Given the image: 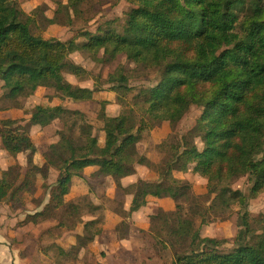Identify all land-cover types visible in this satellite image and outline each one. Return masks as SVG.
<instances>
[{
    "label": "trees",
    "instance_id": "1",
    "mask_svg": "<svg viewBox=\"0 0 264 264\" xmlns=\"http://www.w3.org/2000/svg\"><path fill=\"white\" fill-rule=\"evenodd\" d=\"M56 1L63 4L69 26L78 0ZM122 1L130 6L123 25L115 19L106 21L95 34L84 29L75 32L82 39L78 43L74 39L78 50L95 64L106 66L124 59L102 82L100 74L68 59L67 42L33 35L34 16L26 14L18 0H0V110L31 115L25 125L0 120V151L10 163L0 179V205L10 203L13 210L28 212L43 207L26 215L27 226L50 221L66 205L74 176L88 168L122 178L136 176L137 166L150 159L153 146L146 144L151 122L178 123L196 107L203 148L191 135L174 139L161 181H140L137 195L194 205L187 196L189 186L174 190L169 182L174 181V171L202 177L215 200L230 216H237L238 234L234 238L204 236L203 221L181 236L179 222L163 210L158 214L162 224L151 232L173 246L185 244L172 264H264V212L251 213V202L264 193V0ZM6 4H10L8 10ZM156 70L161 71L156 85L142 80ZM69 75L81 81L93 79L94 88L73 85ZM134 77L141 87L131 86ZM104 85L128 100V115L107 116L99 122L80 110L33 102L40 89L53 90L61 100L83 102L88 93L97 94ZM56 120L61 125L50 149L63 167L53 179L51 174V183L45 181L39 198L23 204L22 195L42 170L30 132H41ZM20 155L23 165L17 161ZM244 177V188L234 189ZM104 194L101 186L95 187L94 210L102 208ZM192 209L201 216V209ZM136 210L133 205L127 217ZM103 218L93 219L87 227L95 230ZM104 232L103 227L95 230L96 235ZM40 238L46 242L45 251L57 246L49 231ZM81 248L74 246L67 254ZM60 252L66 255L61 248ZM48 264L54 263L49 260Z\"/></svg>",
    "mask_w": 264,
    "mask_h": 264
},
{
    "label": "rangeland",
    "instance_id": "2",
    "mask_svg": "<svg viewBox=\"0 0 264 264\" xmlns=\"http://www.w3.org/2000/svg\"><path fill=\"white\" fill-rule=\"evenodd\" d=\"M38 1L41 5L30 0L23 1L24 5L28 8L27 13L23 8L21 1L18 0L21 9L26 14L34 16V24L30 29L33 35L46 37L47 39L55 38L67 42L69 44L67 52L68 59H71L74 63L76 62L75 64L79 63L80 66L85 67L95 75L100 74L102 82L109 79V74L114 72L118 66L124 64V59H122L111 65H97L86 54L78 50L74 39L77 43L82 41V39L76 35V31L84 29L89 33L95 34L97 29L105 26L106 21L120 19L122 22H119L123 25L126 21V12L130 9V6L126 2L122 0H100V2L97 3L98 0H78L72 9L73 18L71 24L68 26L67 16L65 15L62 3H58L56 0ZM243 1L250 3L258 0ZM4 8L8 10L10 8V4L4 5ZM160 79V70L151 72L147 77H142V80L145 83L149 81V84L153 86L156 85ZM136 80L137 78L134 77L131 82V86L141 87L142 82H137ZM68 81L73 85L81 86L89 91L94 88L95 84L93 79L81 81L70 75L68 76ZM2 86L3 82H0V93L2 92ZM33 102L34 104L47 108L64 106L70 110H80L89 114L92 118L99 122L107 116L128 115L130 112L128 100L111 91L107 85L102 86L100 92L97 94L88 93L86 100L83 102H74L72 100H61L59 98H55L54 91L51 89H40L33 97ZM3 107L4 106L2 105L1 109ZM9 111L12 112L10 113ZM199 112V109L192 107L187 116L178 123L163 122L159 124L158 122L152 121L148 138L150 142L146 144V146H150L151 144L153 146L149 155L150 159L145 164L138 166H144L150 171L157 172L159 175L158 181H161L160 174L162 167L168 156L170 143L174 139H179L183 135H191L197 147L202 149L204 146L202 142L203 129L196 126V117ZM8 114L10 115L5 116ZM30 117L31 115L26 114L23 110H0V120H18L25 125L30 120ZM60 125L61 122L58 120L54 125L49 124L44 127L41 132H30L31 137L38 148V153L39 148L42 150H50L53 157L59 160L51 151L50 145L52 143L53 135ZM44 130L46 131V138L40 137V134ZM20 156L22 159H19ZM20 156H18L17 161L19 164L23 165L24 156ZM9 165L10 163L8 158L0 151V179L3 177V173L10 168ZM83 173L84 171L73 177L74 183L72 184L70 194L66 197V205L62 209H65L67 213H74L77 211L78 207L74 204H70L69 201L75 192L87 193L85 190H82V187L89 186L88 194L91 197L92 212L86 217L76 216L74 221L82 222V225L86 224L85 228L91 230L94 236L101 237L100 235L95 234V230L100 229V227H103L104 231L111 233L112 236H106L105 232L102 233L104 234L102 235L104 238L98 237L99 240L96 242L99 246H101V248L96 251L88 249L87 251H84V255L80 257L82 250L86 249L81 248L79 250L70 251L72 254L68 255V250L74 246H80L72 245L70 247L63 248L58 242L59 237H56L53 233L55 213L62 209L54 212L50 221L42 222L37 226H27L24 223L26 215L35 214L33 211H30L31 213H28L26 210L23 211L22 209L16 211L12 209L10 203H3L0 205V218L5 216V213H2V211L5 210L3 206L8 207L14 214L18 212L23 213V215L18 218V221L16 220L14 223V229L17 235L15 240H11V249L14 250L15 253L10 250V255L6 251V253L14 260L11 264H48L49 260H51L54 264H120L119 259L115 256L117 251L116 245L118 242H121L122 245H132L127 254L129 262L125 264H172L176 252L179 254L182 253V249L185 248V244L183 246L182 244L173 246L168 243L166 239L156 237V234L151 232L152 227L160 226L162 224V221L158 217L161 210L168 212L172 219L179 222L181 236L188 234L193 227H198L203 221L204 226L202 228L204 236L213 238H234L238 234L239 224L237 216H230L228 209L215 200L214 194L210 193L207 180L202 177L186 175L183 172L174 171V181L169 182L172 185L171 188L174 190L189 186L187 196L194 205H177L172 199H159V201L158 199H144L140 195H137L139 182L143 181L141 178H137L136 176L134 178L136 181L130 185H127L124 181H122L121 183L124 185L125 190H120L116 193L115 201L125 205L127 207V212L122 214L123 217L121 221H116L112 224L113 226H111L107 225L105 207L102 204L101 209L94 210L91 196V194L95 193V187L101 186V189L106 192L107 184L104 183L99 186H94L95 177L93 171L90 170V172L86 175H83ZM246 181V177L239 179L234 184L233 188L242 190ZM49 183H51V180ZM169 183H165V185L169 186ZM35 191L36 190L34 188L28 193H34ZM23 195L21 197V202L23 204H27L23 202ZM111 203L116 206L114 201H111ZM133 205L137 207L135 213L138 212V216L134 217V215H132L131 218H128V212ZM192 207H194V209H201V216L195 214ZM30 208H32V206ZM39 208L43 209V207ZM39 208H36V211L39 210ZM262 212H264V193L251 202V213L253 215H258ZM102 215L104 216L102 223L98 224L95 230L87 227V223L93 219H98L99 216L102 217ZM11 218L12 217L9 215L7 218L1 220V235L9 236V232H13V230H11ZM142 224L146 225L147 228H145V230H148L145 231L144 234L138 232V229H140L139 225ZM40 225L45 226L46 228L38 234L36 228ZM70 225L71 223L66 222L63 226L65 228H69ZM116 226L118 227L115 230ZM44 231H49L57 244V246L50 247L46 251L44 248L46 242H42L40 238V235ZM124 236L125 238H123ZM60 248L65 250L66 255L63 256L61 254ZM54 249H57L60 252V261H55L52 255ZM137 253L141 254L140 258Z\"/></svg>",
    "mask_w": 264,
    "mask_h": 264
},
{
    "label": "crops",
    "instance_id": "3",
    "mask_svg": "<svg viewBox=\"0 0 264 264\" xmlns=\"http://www.w3.org/2000/svg\"><path fill=\"white\" fill-rule=\"evenodd\" d=\"M20 1L22 3L23 8L28 13V8L23 3L24 0H20ZM30 1L37 2L39 5H41V3L38 0H30ZM98 2H100V0H98L97 3ZM36 37L41 38V39H45V40H49L46 37H39L38 35ZM69 60H71V59H69ZM77 64H79V63H77ZM9 112L11 113L12 111H9ZM5 113H7V112H5ZM9 115L10 114L5 115V116H9ZM57 121L58 120L52 122L51 125H54L55 123H57ZM40 137L46 138V131L45 130L40 134ZM19 159H22V157L20 156ZM38 160H39V163L41 164L42 170L39 174L33 176L32 186L28 190H26L24 195H23V202L24 203H29L32 200L39 198L43 194L42 186L45 183V181L47 179L48 180L50 179V176L52 173H54L52 175V179H53L55 177V175L63 167V163L61 161L55 159V157H53V155L51 154L50 150H42L39 148ZM90 170L93 171V174L95 177L94 186H99V185L104 184V183L107 184V191L105 192L104 196L102 197L101 203L105 207V214L107 215L106 216L107 225H111V226H113L112 224L114 222L121 221L122 217H123L122 214H125L127 212V207L125 205H123L120 202L115 201L116 200V197H115L116 193L120 190H125L124 185L121 183L122 181H124L127 185H130L136 181V180H134V178L136 176H137V178H141L145 182H157L159 180V175L157 172L150 171L144 166H138V168H137L138 174L136 176H132V177H128V178H122V177H119V176L111 174V173L102 172L98 168H88L84 171L83 175H86L88 172H90ZM25 172H26V170H25V168H23L22 173L24 174ZM52 179H51V182H52ZM49 182H50V180H49ZM73 183H74V180H73ZM34 188L36 190L34 193H28L31 190H33ZM88 188H89V186L88 187L83 186L82 190L83 191L85 190V192H87V193L75 192L69 201L70 204H74L78 207L77 211H75L74 213H67L65 209H62V210L55 213V218H54L55 224H54V228H53V233L55 234L56 237H59L58 242L60 243L61 247L65 248V247H70L72 245H77V246L86 248V249L82 250L80 257H82L84 255V251H87L88 249L96 251L99 248H101V246H99L96 242L99 240V238H104L102 236L104 234H101L100 235L101 237L94 236L91 230L85 228L86 224L82 225L81 224L82 222H75L74 221L76 216L86 217V216L90 215L92 212V203H91V197L88 194V192H89ZM147 199H157V198L149 196V197H147ZM48 200H49V196H47V198L45 200V204L48 202ZM111 201H114L116 203V206H114L111 203ZM158 201H159V199H158ZM3 207L5 208V210L2 211V213H5V216L0 218V227H1V220L4 218H7L10 215L12 217L10 220L12 223V225H11L12 229L11 230H13V232H11V233L9 232V236L1 235V233H0V264H11L14 262V260H13V258H11L6 253V251L9 254H10V250L15 253V251L11 249V240H15L16 235H17L15 232V229H14V227H15L14 223L16 222V220L18 221V218H20L23 215V213L18 212V213L14 214L8 207H5V206H3ZM41 210H42V208H39V210H37V211L35 209L33 211V213L40 212ZM28 213H31V212H28ZM166 213H168V212H166ZM137 214H138V212L134 213L133 214L134 217L138 216ZM24 217H25V215H24ZM66 222L71 223L69 228H65L63 226ZM139 227L142 230H145V228H147V226L144 224L139 225ZM45 228L46 227L42 226V225L38 226L36 228L37 233L40 234V232ZM145 231H148V230H145ZM105 234H106V236H112L111 233L105 232ZM119 241H121V240H119ZM131 246L132 245L127 246L126 244L122 245L121 242L117 243V245H116L117 251L115 253V256L119 259L120 264H125V263L129 262L127 254H128L129 248H131ZM102 250H104V249H102ZM122 252H123V254H122ZM52 255H53L55 261L61 260L60 252L57 249H54ZM137 255L139 258L141 257L140 253H137Z\"/></svg>",
    "mask_w": 264,
    "mask_h": 264
}]
</instances>
